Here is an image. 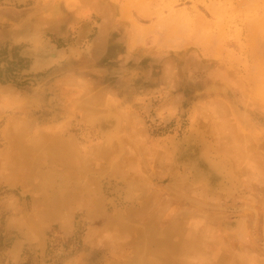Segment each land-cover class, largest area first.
<instances>
[{
  "label": "clouds",
  "instance_id": "1",
  "mask_svg": "<svg viewBox=\"0 0 264 264\" xmlns=\"http://www.w3.org/2000/svg\"><path fill=\"white\" fill-rule=\"evenodd\" d=\"M0 264H264V0H0Z\"/></svg>",
  "mask_w": 264,
  "mask_h": 264
}]
</instances>
